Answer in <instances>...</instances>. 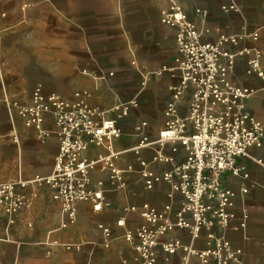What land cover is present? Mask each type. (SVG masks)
<instances>
[{
    "label": "crops",
    "instance_id": "1",
    "mask_svg": "<svg viewBox=\"0 0 264 264\" xmlns=\"http://www.w3.org/2000/svg\"><path fill=\"white\" fill-rule=\"evenodd\" d=\"M175 4L190 15L203 41L229 40L223 43L234 54L228 79L255 89L245 100L247 110L264 122V80L246 73L248 61L258 54L264 69V0H0V185L29 182L16 187L28 196L25 209L13 215L0 208V264H144L136 241L127 238L148 225L142 205L163 209L169 204L173 215L181 210L182 197L171 183L160 181L148 189L142 174L148 169L163 175L186 157L179 145L159 137L180 81L176 28L163 21V12ZM39 84L47 94L69 99L81 93L122 129L110 147L122 180L98 163L91 188L104 193L102 208L78 202L74 223H68L51 188L35 180L53 172L60 143L51 114L40 131L27 127L19 115ZM188 98L186 92L179 101L184 116ZM141 121L148 122L152 144L138 149ZM107 153L94 144L87 151L92 159ZM237 165L240 174L222 176L236 191L231 226L224 232L240 250L231 264H264V139ZM100 224L111 229L110 237ZM207 237V231L193 240L187 231L174 230L161 240L178 238L201 250ZM158 264L201 262L179 249Z\"/></svg>",
    "mask_w": 264,
    "mask_h": 264
},
{
    "label": "built area",
    "instance_id": "2",
    "mask_svg": "<svg viewBox=\"0 0 264 264\" xmlns=\"http://www.w3.org/2000/svg\"><path fill=\"white\" fill-rule=\"evenodd\" d=\"M230 8L235 7L231 4ZM163 16L166 24L176 28L180 81L173 87L165 112V127L159 137L179 145L186 157L163 175L148 169L142 174L148 189L160 181L171 183L173 190L180 193L182 204L174 215L169 204L163 209L150 203L142 205L141 215L148 225L131 231L127 238L136 241L144 264H158L160 257L166 259L179 249L195 254L201 264H231L240 250L233 248L224 232L231 226L236 191L223 182L222 176L226 172L240 174L239 158L252 147H262L264 122L247 110L245 102L255 89L229 81L234 54L223 47L229 41L227 38L220 42L203 41L195 22L179 4L164 11ZM246 73L264 80L259 54L248 61ZM32 90L31 103L19 107L21 119L27 127L40 131L46 115L51 114L58 125L60 141L53 172L36 176L35 180L51 188L68 223H74L78 202L90 201L96 211L102 208L104 193L91 188V172L98 163L122 180L115 163L117 153L110 148L122 135V129L115 119H107L89 106L81 93L69 99L57 92L47 94L41 84ZM186 92H189L188 111L184 116L179 101ZM141 122L136 127L141 139L138 149L152 144L146 131L148 122ZM93 144L105 147L108 153L98 159L90 158L87 151ZM28 184L26 180L1 184L0 208L13 215L25 209L29 205L28 196L17 193L16 187L24 188ZM124 223L117 222L119 226ZM99 228L107 237L111 236L109 227L100 224ZM174 230L187 231L193 240L200 239L207 231V247L196 250L178 238L161 240Z\"/></svg>",
    "mask_w": 264,
    "mask_h": 264
}]
</instances>
